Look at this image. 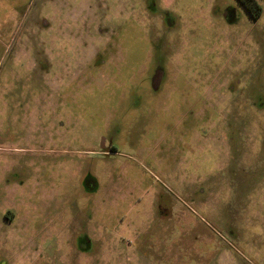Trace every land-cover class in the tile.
Segmentation results:
<instances>
[{
    "label": "rangeland",
    "instance_id": "1",
    "mask_svg": "<svg viewBox=\"0 0 264 264\" xmlns=\"http://www.w3.org/2000/svg\"><path fill=\"white\" fill-rule=\"evenodd\" d=\"M259 4L0 0V264H264Z\"/></svg>",
    "mask_w": 264,
    "mask_h": 264
},
{
    "label": "flooded vegetation",
    "instance_id": "2",
    "mask_svg": "<svg viewBox=\"0 0 264 264\" xmlns=\"http://www.w3.org/2000/svg\"><path fill=\"white\" fill-rule=\"evenodd\" d=\"M238 1L243 6L245 11L249 14L251 19L258 20L261 17V15L263 13V8L259 4V2L263 1V0H238ZM231 14H233V13L229 12V15H231ZM57 129H58V127L56 125H53L51 127L52 135H57L55 132ZM41 134H43V132H41ZM55 137L56 136H54V138ZM104 149H103L104 152H108L107 150H110V152H113V150H114L112 147H110L108 149L107 148H104Z\"/></svg>",
    "mask_w": 264,
    "mask_h": 264
}]
</instances>
